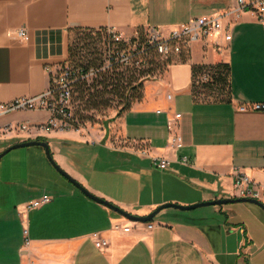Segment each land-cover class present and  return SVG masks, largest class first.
<instances>
[{"label":"crops","instance_id":"1","mask_svg":"<svg viewBox=\"0 0 264 264\" xmlns=\"http://www.w3.org/2000/svg\"><path fill=\"white\" fill-rule=\"evenodd\" d=\"M211 15L222 16L231 40L226 42L221 32L205 45L193 44L188 59L173 61L162 76L145 81L142 100L118 119L120 145L102 142L103 137L86 142L74 132L46 134L38 128L49 112L30 110L0 117V152L42 139L49 146L61 141L116 154L117 163L137 179L133 198L91 185L61 152L52 155L92 194L135 216L167 203L236 199L238 173L264 188V110H239L264 104V26L252 13L237 12L235 0H0V103L44 93L47 70L68 58L73 31L112 28L128 35L158 27L167 33ZM19 30L26 32L27 42L13 39ZM221 62L230 66L231 100L195 102L192 65ZM176 114L181 115L177 121ZM169 122L181 138L179 149L169 146ZM21 124L29 131L19 132ZM108 132L110 127L103 134ZM139 149L169 160L168 169L155 168L150 158L133 151ZM184 157L187 164L180 161ZM13 182L27 193L32 189L25 179ZM72 189L30 212L26 205L44 190L33 198L20 190H0V264H264V211L255 205L166 209L147 230L144 223L131 222ZM116 223L132 230H116ZM95 234L108 241L105 249L95 247Z\"/></svg>","mask_w":264,"mask_h":264},{"label":"built area","instance_id":"2","mask_svg":"<svg viewBox=\"0 0 264 264\" xmlns=\"http://www.w3.org/2000/svg\"><path fill=\"white\" fill-rule=\"evenodd\" d=\"M237 12H250L256 16L257 20L264 26V0H235ZM106 34L100 43V49L103 55V70L111 69L113 65L117 68H141L146 64L145 58L148 50L160 59L178 60L182 54L190 56L193 44H207L209 39L224 33L226 42L231 40V35L227 28L223 26L222 16H201L181 24L169 32H165L158 27H143L142 34L134 30L131 34H123L112 28H105ZM140 35L143 40H140ZM15 40L27 42L28 36L23 30H19ZM123 43V47L118 48V43ZM214 45L219 47V43ZM68 58L53 69H48L49 84L46 91L36 97H20L7 103H0V117L18 112L30 110H45L49 112L48 121L39 126L38 130L50 134L54 132L75 131V122L72 118V97L73 85L76 81L89 83L94 77V71L84 72L75 68ZM205 79V78H204ZM171 100V96H167ZM240 111L264 110V104H252L250 106H240ZM181 115H175V121L180 119ZM169 130H172L169 146L173 149L181 147V138L173 131V125L168 123ZM19 132L29 131L28 124H21L16 127ZM138 155L148 157L152 164L161 171L167 170L169 160L159 157H149L145 149L133 150ZM187 164V158L180 160ZM234 188L236 190L235 198L252 199L264 204V188L254 183L244 174H236L234 178ZM52 201V198L43 194L38 199L30 201L25 211L30 212L39 209ZM147 230L153 229V224L144 223ZM114 229L129 233L131 226H123L120 223L114 225ZM23 234L25 243L28 244V230L24 229ZM94 245L98 250H103L108 246V241L101 238L98 234L93 236Z\"/></svg>","mask_w":264,"mask_h":264},{"label":"rangeland","instance_id":"3","mask_svg":"<svg viewBox=\"0 0 264 264\" xmlns=\"http://www.w3.org/2000/svg\"><path fill=\"white\" fill-rule=\"evenodd\" d=\"M103 33L98 30L73 31L69 38L70 58L73 63L85 62L90 59L100 60L99 44ZM220 97L215 94L207 99L214 100ZM87 99L88 97L85 95L74 97L72 116L78 122L79 127L75 128V131L66 132H74L84 138L86 142L103 137L102 142L111 141L115 145H120V138L116 134L118 133V130L116 131L117 122L121 116V114L119 115L121 109L119 97L105 95L106 103L99 106L92 105ZM108 127H110V132L103 134L104 129ZM110 136H112L111 139ZM38 141L43 140L38 139ZM53 144L50 146L52 154L56 155L57 151L61 152L65 160L77 169L91 185L108 193L133 198L137 179L133 178L130 172L127 173L126 167L117 163L118 156L116 154L105 151L101 147L87 148L86 145L79 144L67 146L61 141H54ZM130 159L134 163L138 161L135 158ZM0 176L4 178L0 181V190H10L14 194L20 190L21 193L32 198L35 197L37 191L44 190L47 195L57 199L67 193L66 189L73 188L53 169L40 147L16 149L8 153L0 161ZM19 179H25L32 185V189L29 188L28 193L23 185L13 182ZM75 192L79 196H83L78 190Z\"/></svg>","mask_w":264,"mask_h":264},{"label":"trees","instance_id":"4","mask_svg":"<svg viewBox=\"0 0 264 264\" xmlns=\"http://www.w3.org/2000/svg\"><path fill=\"white\" fill-rule=\"evenodd\" d=\"M142 29L136 30L142 34ZM98 31L106 34L105 28ZM102 38L103 35L101 40ZM140 40H143L142 35H140ZM117 47H123V43H118ZM100 54V60L90 59L85 62L73 63L70 58L69 47L68 60L72 63L71 65L84 72L93 70L95 74L89 83L84 81H76L74 83L72 103L75 96L85 95L88 97V102L94 106H99L106 103L105 95L117 96L121 101L119 115L129 110L133 102L142 100L145 81L149 78L162 76L167 66L174 61L170 58L160 59L152 50H148L145 56L147 62L141 68H117L113 65L111 69L103 70L104 64L101 50ZM188 58L189 56L182 54L175 61H183ZM215 94L221 97L214 100L207 99ZM191 96L195 102H229L231 100L230 66L223 62L192 65ZM73 120L76 123L75 127H78V122L74 118Z\"/></svg>","mask_w":264,"mask_h":264},{"label":"water","instance_id":"5","mask_svg":"<svg viewBox=\"0 0 264 264\" xmlns=\"http://www.w3.org/2000/svg\"><path fill=\"white\" fill-rule=\"evenodd\" d=\"M30 147H40L43 149L45 157L49 164L53 167V169L63 178L65 179L70 185H72L76 190H78L83 196L88 198L89 200L93 201L94 203L104 206L108 208L109 210L117 213L119 216L131 221V222H139V223H148L151 222L161 211L166 209H173L180 212H187L196 210L203 207H211V206H217L222 207L224 205L228 204H237V203H248L255 205L259 208H261L264 211V204L261 202H258L256 200L252 199H232V198H226V199H217L213 201L208 202H201L197 204H193L190 206H181L177 204H163L159 207H157L154 211H152L147 216H135L132 215L121 208L115 206L114 204L108 202L107 200H104L98 196H95L90 191H88L82 184H80L76 179H74L71 175H69L64 169L60 167V165L55 161L53 158V155L50 150V146L46 141H24V142H18L15 143L7 148H5L2 152H0V161L1 159L6 156L8 153H10L13 150L16 149H22V148H30Z\"/></svg>","mask_w":264,"mask_h":264}]
</instances>
